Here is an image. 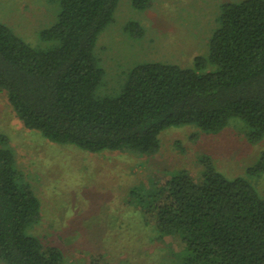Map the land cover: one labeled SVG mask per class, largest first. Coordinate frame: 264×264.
<instances>
[{"label": "trees", "instance_id": "1", "mask_svg": "<svg viewBox=\"0 0 264 264\" xmlns=\"http://www.w3.org/2000/svg\"><path fill=\"white\" fill-rule=\"evenodd\" d=\"M119 1L60 0L56 21L40 33L46 47L0 22V89L26 128L89 152L146 155L159 151L160 135L171 126L218 133L240 120L249 142L264 139V0L223 2L208 53L192 65L139 63L116 93L100 94L107 72L96 44L115 22ZM152 2L132 5L145 10ZM125 29L135 38L144 33L138 22ZM200 164L199 178L179 170L156 183L148 199L138 196L161 234L181 243L177 264H264V197L247 177H227L210 156ZM261 174L264 151L247 169L248 176ZM40 206L0 136L1 263L62 264L60 248L26 233L40 220Z\"/></svg>", "mask_w": 264, "mask_h": 264}, {"label": "rangeland", "instance_id": "2", "mask_svg": "<svg viewBox=\"0 0 264 264\" xmlns=\"http://www.w3.org/2000/svg\"><path fill=\"white\" fill-rule=\"evenodd\" d=\"M226 1L239 0H153L145 10L134 8L133 0H120L115 22L96 44L107 72L99 93H116L118 81L139 63L190 66L195 56L207 55L220 5ZM59 10L60 0H0V22L31 45L46 47L50 43L41 39V30L56 21ZM130 22L142 25L141 37L125 29ZM243 127L240 120L218 133L195 125L171 126L161 133L154 155L89 152L26 128L0 89V136L8 138L41 203V218L26 233L46 248H60L62 264L179 263L181 243L161 234L138 196L148 199L156 183L179 170L199 178L200 158L210 156L227 177H247L264 197V174L247 175L264 151V139L249 142Z\"/></svg>", "mask_w": 264, "mask_h": 264}]
</instances>
